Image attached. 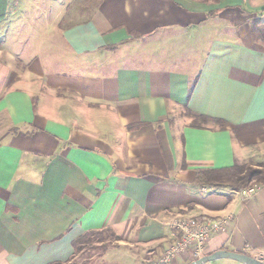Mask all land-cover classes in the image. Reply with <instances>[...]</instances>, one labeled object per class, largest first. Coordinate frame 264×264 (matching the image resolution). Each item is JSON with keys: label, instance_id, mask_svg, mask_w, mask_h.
Masks as SVG:
<instances>
[{"label": "crops", "instance_id": "obj_1", "mask_svg": "<svg viewBox=\"0 0 264 264\" xmlns=\"http://www.w3.org/2000/svg\"><path fill=\"white\" fill-rule=\"evenodd\" d=\"M263 143L264 0H0V264L69 262L90 231L106 264L151 261L175 215L226 211L203 255L264 259V184L194 181Z\"/></svg>", "mask_w": 264, "mask_h": 264}, {"label": "built area", "instance_id": "obj_2", "mask_svg": "<svg viewBox=\"0 0 264 264\" xmlns=\"http://www.w3.org/2000/svg\"><path fill=\"white\" fill-rule=\"evenodd\" d=\"M255 188L238 190L242 196H248ZM236 192V193H237ZM233 217V212L226 211L214 216H202L195 218L187 214H177L168 224L173 227L177 236L163 251L153 260H146L139 264H171L178 256L187 254L191 258H199L203 255L209 237L215 232L221 231Z\"/></svg>", "mask_w": 264, "mask_h": 264}, {"label": "trees", "instance_id": "obj_3", "mask_svg": "<svg viewBox=\"0 0 264 264\" xmlns=\"http://www.w3.org/2000/svg\"><path fill=\"white\" fill-rule=\"evenodd\" d=\"M193 118V125L202 124H224L221 119H212L208 116L196 114L190 110H185V114ZM261 180V184H264V164L262 168H252L244 166L238 162L233 165L222 168H210V169H199L196 172L195 183L206 187H225L231 190H240L244 187L249 186L252 180ZM95 231L86 232L84 235L79 236L73 241V250L79 249V244L86 240L88 236L94 235ZM73 251V252H74ZM47 264H68L63 262H49Z\"/></svg>", "mask_w": 264, "mask_h": 264}, {"label": "rangeland", "instance_id": "obj_4", "mask_svg": "<svg viewBox=\"0 0 264 264\" xmlns=\"http://www.w3.org/2000/svg\"><path fill=\"white\" fill-rule=\"evenodd\" d=\"M239 163L244 164V166L246 167L249 166V167L256 168V169L262 168L264 164V143L253 148L250 155H248L247 158L245 157L243 160L241 159ZM260 185H262L261 180L254 179L251 181L249 186L244 187V188H250V187L256 188ZM191 216L198 218V219L201 218V216L198 214H193ZM86 238H87L86 240L82 241V243L79 244V247H78L79 249H77V251H74L73 259H71L67 263L68 264H106L108 263V261L104 260V252L107 251L108 249H111V247H113L112 246L113 240H112L110 232L109 233L104 232V233H99V234L95 233L94 235L88 236ZM194 259H197V258H194ZM141 262L143 261H139L137 262V264Z\"/></svg>", "mask_w": 264, "mask_h": 264}, {"label": "water", "instance_id": "obj_5", "mask_svg": "<svg viewBox=\"0 0 264 264\" xmlns=\"http://www.w3.org/2000/svg\"><path fill=\"white\" fill-rule=\"evenodd\" d=\"M219 258H230L242 262L243 264H264V259L261 257L248 256L246 254L217 250L211 254L202 255L201 257L192 260L188 264H204L206 262H211Z\"/></svg>", "mask_w": 264, "mask_h": 264}]
</instances>
